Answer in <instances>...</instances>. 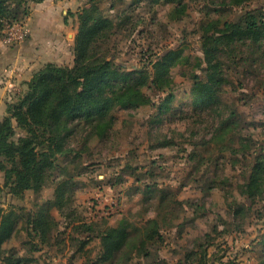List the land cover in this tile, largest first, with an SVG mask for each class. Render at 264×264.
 <instances>
[{
  "label": "rangeland",
  "instance_id": "rangeland-1",
  "mask_svg": "<svg viewBox=\"0 0 264 264\" xmlns=\"http://www.w3.org/2000/svg\"><path fill=\"white\" fill-rule=\"evenodd\" d=\"M65 1L79 4L70 17L77 33L80 14L95 5L114 21L109 35L98 42L115 64L106 85L116 99L110 112L113 124L104 137L91 133L85 124L77 127L40 192L29 190L14 198L0 191V204L6 209L15 206L25 217L4 250L16 248L22 256L33 257L35 261L28 264H57L66 254L72 260L80 258L82 264H95L98 244L80 247L93 236L89 227L96 236L126 221L131 230L138 229L134 233L138 239L146 221L158 218L164 241L158 253L151 248L158 259L135 256L128 264H158L159 259L163 264H186L189 252L204 248L210 264H264L260 246L264 185L254 198L242 193L256 162L264 161V44L238 41L223 49L218 60L226 81L217 100L197 105L191 95L197 77L203 79L207 68L202 51L205 35L226 21L244 22L249 12L264 13V0ZM34 4L29 1L27 16L4 20L0 44L13 47L30 37L27 19ZM21 32L26 33L21 40L8 41L11 33ZM171 52L179 53L177 64L170 68L172 86L164 91L145 88L148 104L125 102L133 85L127 73L153 72L155 63ZM224 121L231 123V129L221 139L217 133ZM24 135L17 130L16 138ZM71 177L66 205L62 211L51 209L58 222L52 243H43L36 233L28 234L25 221L36 204L53 199L59 181ZM148 184L163 193L152 192L150 199ZM114 264L127 263L120 258Z\"/></svg>",
  "mask_w": 264,
  "mask_h": 264
},
{
  "label": "trees",
  "instance_id": "trees-1",
  "mask_svg": "<svg viewBox=\"0 0 264 264\" xmlns=\"http://www.w3.org/2000/svg\"><path fill=\"white\" fill-rule=\"evenodd\" d=\"M29 1L31 0H0V25H3L4 20L15 21L21 16H27ZM32 1L40 3L44 0ZM79 17V30L73 46V66L55 63L44 65L34 73L27 83V89L18 99L8 103L7 115L0 121V171L4 173V186L0 191L6 190L14 198L29 190L40 192L46 186L57 167L58 156L65 153L68 139L77 127L85 124L90 127L91 133L104 137L113 124L110 112L116 99L108 94L106 85L111 80L115 64L113 57L101 51L98 42L109 35L107 30L113 27L114 21L105 16L96 5ZM244 19L242 23L226 21L221 29L215 27L212 35H205L203 38L202 51L207 68L204 78L197 77L193 86L191 95L194 104H208L217 100L218 92L226 81L218 60L223 49L238 41L250 40L257 47L264 44V13L249 12ZM178 55V52L166 55L162 61L155 63L153 72L137 69L127 73L133 85L125 102L148 104L150 98L144 95L145 88L152 86L155 90L164 91L172 86L170 68L177 64ZM230 124L229 121H224L220 125L217 134L221 139L230 132ZM18 129L24 131L25 135L16 138ZM71 179L72 177L59 181L53 199L41 201L36 204L38 208L35 211L29 212L28 222L25 221L29 226L25 227L29 235L34 232L43 243H52L54 228L58 226V222L51 209L62 211L73 188ZM152 185H147L151 192L150 199L152 192L161 191L156 188L153 191ZM263 185L264 161L260 160L254 165L242 193L247 198H254L261 192ZM164 199L165 196H162L161 200ZM24 220L23 213L15 206L6 209L0 204L2 264H28L35 261L33 257L22 256L16 248L4 250L5 244L19 232ZM88 230L89 234L95 236L93 228L89 227ZM135 230L138 229L131 230V225L123 221L116 227L110 226L100 231L96 236L100 238L101 251L94 263L114 264L123 258L128 264L135 256L158 259L151 248L156 247L158 253L160 244L164 241L159 219H148L139 230L138 239L134 238ZM88 242L82 241L80 247L83 248ZM60 243L62 241L57 242ZM260 246L264 255V233ZM208 257V249L204 248L200 253L189 252L185 262L210 264ZM158 262L165 263L161 259Z\"/></svg>",
  "mask_w": 264,
  "mask_h": 264
},
{
  "label": "crops",
  "instance_id": "crops-1",
  "mask_svg": "<svg viewBox=\"0 0 264 264\" xmlns=\"http://www.w3.org/2000/svg\"><path fill=\"white\" fill-rule=\"evenodd\" d=\"M77 4L72 2L70 5L65 0H45L32 5L27 19L30 37L13 47L0 44V121L7 115L8 103L16 100L27 89V83L34 73L44 65L55 63L73 66L77 28L70 17L71 13H75L74 7L79 5ZM91 238L87 239L89 242L85 246L88 248L93 242L98 244L95 254L97 259L101 251V241L97 236ZM64 256L63 259L61 257L56 260L57 264L83 262L80 258L72 260L71 255Z\"/></svg>",
  "mask_w": 264,
  "mask_h": 264
},
{
  "label": "built area",
  "instance_id": "built-area-1",
  "mask_svg": "<svg viewBox=\"0 0 264 264\" xmlns=\"http://www.w3.org/2000/svg\"><path fill=\"white\" fill-rule=\"evenodd\" d=\"M16 30V27H14V26H12V29H11V32L12 33H14V32H16L15 31ZM10 34V36L11 37H8L7 39H8V41H17V40H21L22 38H23V36L26 34V33H24V32H21V33H23V35L21 34L20 36H18V33H17V35H15L14 36V34ZM7 41V40H6Z\"/></svg>",
  "mask_w": 264,
  "mask_h": 264
}]
</instances>
